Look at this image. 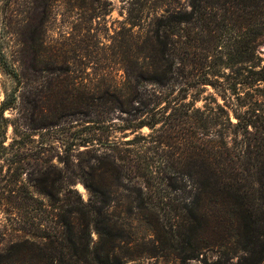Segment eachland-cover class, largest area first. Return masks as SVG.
<instances>
[{
  "label": "trees",
  "instance_id": "1",
  "mask_svg": "<svg viewBox=\"0 0 264 264\" xmlns=\"http://www.w3.org/2000/svg\"><path fill=\"white\" fill-rule=\"evenodd\" d=\"M62 1L92 11L90 18L111 5L28 0L35 34ZM128 3L131 26L109 43L123 79L93 87L64 83L68 66L57 55L44 105L51 111L49 130L59 127L55 118L95 106L100 114L101 106L127 112L121 131L134 137L103 142L91 124L107 121L87 120L88 133L72 135L61 151L49 143L57 163L49 155L47 167L36 170L27 191L30 211L17 221L23 233L7 238L0 227V264H137L129 263L125 222L112 210L132 173L144 182L135 189L140 212L169 235L181 264L214 247L228 259L240 255L238 264H264V0ZM137 25L147 32H135ZM0 70L21 83L1 37ZM16 90L0 101V132ZM144 127L148 136L139 132ZM78 180L91 191L88 200L74 186Z\"/></svg>",
  "mask_w": 264,
  "mask_h": 264
},
{
  "label": "rangeland",
  "instance_id": "2",
  "mask_svg": "<svg viewBox=\"0 0 264 264\" xmlns=\"http://www.w3.org/2000/svg\"><path fill=\"white\" fill-rule=\"evenodd\" d=\"M110 1L111 5L107 6L103 14L92 18L90 10L72 7L65 1L59 2L46 14V22L36 34L33 26L34 12L28 0H9L2 5L0 37L4 41L9 60L21 70L22 75L21 83L17 84L11 76L0 70V101L16 87L18 95L15 107L5 112L8 121L4 131L0 132V227L6 231L7 238L23 233L18 230L17 221L30 211L27 191L32 189L36 170L47 167L49 155H53L57 163L58 151H61V146L72 135L88 133L86 127L89 126L85 121H107L105 126L102 124L104 122L91 124V127L100 128L101 131L97 133L103 142L134 137L130 131H121L124 118L131 117L127 112H113L111 109L107 112L101 106L98 107L100 114L95 106L87 109L84 115L75 112L55 118L52 121H56L59 127L49 130L51 111L45 109L44 105L50 81L57 74L51 70L57 55L63 57L68 66L66 74L61 77L64 83L78 80L93 87L96 83L105 80L109 82L113 78L121 81L125 76L116 55L109 49V43L115 34H125L131 26L128 20L129 3L128 0ZM134 30L143 35L147 32L146 28L138 25ZM259 52L264 59V37ZM139 132L148 136L151 129L144 127ZM49 143H54L59 150L49 152ZM131 147L137 149L135 145ZM130 168L135 170L136 167ZM131 177L124 180L126 186L118 187L117 202L112 208L119 219L125 222L124 251L130 257L129 263L181 264L177 254L170 252L169 235H165L164 229L161 234L154 230L152 225L155 218L140 212L139 201L135 200V189L144 182L134 173ZM74 186L85 200L90 198L91 191L82 180H78ZM176 192L179 193V190L173 191ZM19 203L24 206L20 207ZM163 236H166V241H162ZM239 257L228 259L225 249L214 247L203 249L200 259H191V263L238 264Z\"/></svg>",
  "mask_w": 264,
  "mask_h": 264
}]
</instances>
